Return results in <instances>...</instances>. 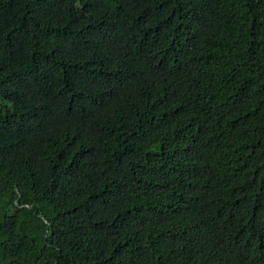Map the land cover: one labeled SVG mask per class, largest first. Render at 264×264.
<instances>
[{
    "label": "trees",
    "instance_id": "trees-1",
    "mask_svg": "<svg viewBox=\"0 0 264 264\" xmlns=\"http://www.w3.org/2000/svg\"><path fill=\"white\" fill-rule=\"evenodd\" d=\"M0 264H264V0H0Z\"/></svg>",
    "mask_w": 264,
    "mask_h": 264
},
{
    "label": "rangeland",
    "instance_id": "rangeland-1",
    "mask_svg": "<svg viewBox=\"0 0 264 264\" xmlns=\"http://www.w3.org/2000/svg\"><path fill=\"white\" fill-rule=\"evenodd\" d=\"M2 105V103L0 102V106Z\"/></svg>",
    "mask_w": 264,
    "mask_h": 264
}]
</instances>
